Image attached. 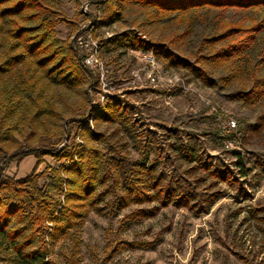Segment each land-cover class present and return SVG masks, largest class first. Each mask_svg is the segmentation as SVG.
Returning a JSON list of instances; mask_svg holds the SVG:
<instances>
[{
  "label": "rangeland",
  "instance_id": "obj_1",
  "mask_svg": "<svg viewBox=\"0 0 264 264\" xmlns=\"http://www.w3.org/2000/svg\"><path fill=\"white\" fill-rule=\"evenodd\" d=\"M42 1L49 7L50 19L67 18L77 24L75 32L73 25L58 23L53 29L56 44L64 48L79 32L80 54L93 56L88 66L99 76L95 88L54 86L47 92L59 114L58 123L71 131L69 141L87 142L108 152L121 164V173L131 169L150 185L156 179L174 194L170 203L156 195L124 208L115 205L114 196L109 194L90 209L82 225L58 240L53 238L55 222L48 219L44 227L48 258L54 264H264V130L243 143L231 140L233 146L229 148L227 139L214 136L216 132L227 134L229 120H236L239 128V120L255 121L263 109L262 101L246 103L230 96L245 85V77L239 75L226 85L221 80L223 69L211 66L219 83L208 86L185 68L166 67L152 53L110 41L127 31L163 41L186 28L177 21H155L150 16L152 9L133 1H116L118 15L112 21L99 22L95 29L87 28L92 20L88 14L98 16V0ZM226 16L238 20L255 14L229 10ZM200 17L195 16L191 35L177 47L183 54L192 55L201 36L213 31L214 12H204ZM23 23L36 25L35 21ZM258 61L256 55L253 65ZM258 66L264 74V62ZM86 94L94 104L106 105L117 98L124 102L122 108L127 106L125 112L116 113L115 122L90 121V129L109 140L90 141L78 123L66 119L86 102ZM37 164L38 159L29 155L12 162L5 174L23 179L44 173L39 186L63 200L53 174L61 164L49 156ZM216 169L228 171L230 180L212 175ZM62 177L66 179V174ZM123 179L122 175V184ZM102 189L98 186L97 191ZM156 192L152 188L150 194ZM123 194L124 185L117 191L118 196ZM185 194L188 203L177 202L176 198ZM139 211L147 215H139ZM17 225L23 226L24 236L33 230L26 218ZM74 236L80 240L76 253ZM40 238L34 234L30 249L39 247ZM13 257L12 252L0 248V264H14Z\"/></svg>",
  "mask_w": 264,
  "mask_h": 264
},
{
  "label": "trees",
  "instance_id": "obj_2",
  "mask_svg": "<svg viewBox=\"0 0 264 264\" xmlns=\"http://www.w3.org/2000/svg\"><path fill=\"white\" fill-rule=\"evenodd\" d=\"M116 1L126 0H98V16H88L94 21L98 18L101 23L112 21L118 15ZM130 1L152 9L150 16L155 21H177L185 23L186 28L163 41L147 39L132 31L110 41L152 53L166 67L185 68L208 86L219 83L213 77L211 66L214 70L223 69L221 80L226 85H231L237 76H244L245 85L230 96L246 103L264 102V74L258 66L264 62V0ZM229 10L252 12L255 16L234 20L226 16ZM48 11L42 0H0V248L14 254L11 259L14 264H54L48 258L50 251L45 240L48 219L55 222L53 238L58 240L82 225L90 209L109 194L114 196L113 203L119 208L154 199L156 195L170 203L174 196L156 179L150 185L131 169L121 173V164L108 152L103 153L87 142L69 141L71 131L58 123L59 114L47 92L54 86L69 90H78L83 85L93 88L99 83V76L86 64V56L80 54L79 32L64 48L53 37L58 23L73 25L75 32L77 24L67 18L50 19ZM204 12H214L213 31L201 36L192 55L183 54L177 47L191 35L195 16L201 18ZM82 15L81 11L79 16ZM23 21H35L36 25L26 26ZM256 55L260 61L253 65ZM122 104L117 98H111L106 105L94 104L86 94V102L74 108L66 119L79 124L84 138L102 142L109 137L91 130L90 121L115 122L116 113L127 109ZM239 124L233 132L225 135L216 132L214 136L222 140L240 139L243 143L253 134H260L264 130V107L255 121L243 118ZM63 142L64 146L60 147ZM29 155L38 159L37 165L44 162L45 156L61 164L53 169V174L63 200L39 186L44 173H32L23 179L6 176L12 162L22 161ZM235 155L240 156L236 152ZM238 164L242 165V161ZM211 174L222 181L231 177L228 171L217 169ZM123 185L124 194L118 196L117 191ZM98 186L103 189L97 191ZM152 188L156 194H150ZM176 199L187 204L189 196L185 194ZM138 213L147 215L143 211ZM25 218L33 225L27 236L23 226L17 225ZM35 233L41 237L40 245L30 249ZM73 240V253H76L80 240L77 236Z\"/></svg>",
  "mask_w": 264,
  "mask_h": 264
},
{
  "label": "built area",
  "instance_id": "obj_3",
  "mask_svg": "<svg viewBox=\"0 0 264 264\" xmlns=\"http://www.w3.org/2000/svg\"><path fill=\"white\" fill-rule=\"evenodd\" d=\"M99 23V20L98 21H96V22H93L92 20L89 22V24L90 25H87V28H89V26H90V28L91 29H95V27L97 26V24ZM95 55V54H94ZM94 60H93V56L92 57H86V59H85V62H86V64L87 65H91L92 64V62H93ZM235 130H237V122H236V120H233V119H231V120H229L228 121V123H227V128H226V132L227 133H229V132H233V131H235ZM231 146H233V141H227L226 142V147L227 148H229V147H231Z\"/></svg>",
  "mask_w": 264,
  "mask_h": 264
}]
</instances>
